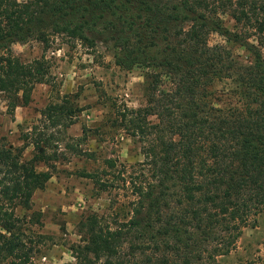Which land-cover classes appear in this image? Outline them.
<instances>
[{"label":"trees","instance_id":"trees-1","mask_svg":"<svg viewBox=\"0 0 264 264\" xmlns=\"http://www.w3.org/2000/svg\"><path fill=\"white\" fill-rule=\"evenodd\" d=\"M211 33L244 48L246 60L210 45ZM55 35L102 44L121 69L144 70V105L118 114L143 156L122 177L130 216L83 218L81 243L70 247L76 264H216L264 212V0H0V101L10 114L49 73L45 58L24 63L13 45L48 46ZM35 148L25 160L23 147L0 140V264H35L39 251L17 214L52 176Z\"/></svg>","mask_w":264,"mask_h":264},{"label":"rangeland","instance_id":"rangeland-1","mask_svg":"<svg viewBox=\"0 0 264 264\" xmlns=\"http://www.w3.org/2000/svg\"><path fill=\"white\" fill-rule=\"evenodd\" d=\"M227 24L231 26V20ZM208 41L232 49L241 60L248 57L244 48L217 33H211ZM13 50L24 63L45 58L49 71L46 82L35 85L28 105L18 106L10 114L0 101L1 143L23 147L25 160L39 143L52 172L45 188L33 194L32 208L17 211L25 219L23 239L39 249L32 254L35 264H76L70 247L81 243L79 223L83 218L96 213L110 222L130 216L133 195L122 177L143 156L140 144L121 127L118 114L125 107L144 105V70L121 69L104 45L89 48L63 35L51 36L48 46L30 40L15 43ZM227 86V81L215 85L218 89ZM52 104L70 106L74 111L51 116L45 111ZM108 159L115 160L116 166L110 168L105 162ZM38 169L46 166L40 164ZM95 175L106 185L101 186ZM37 235L41 242L31 243L29 239L36 240ZM216 264H264V212L251 219L236 248L219 257Z\"/></svg>","mask_w":264,"mask_h":264}]
</instances>
